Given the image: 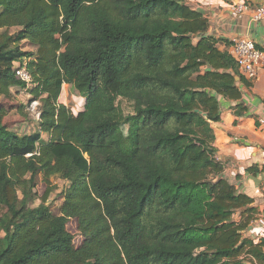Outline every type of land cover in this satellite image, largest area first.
Listing matches in <instances>:
<instances>
[{
  "label": "trees",
  "instance_id": "16d2710c",
  "mask_svg": "<svg viewBox=\"0 0 264 264\" xmlns=\"http://www.w3.org/2000/svg\"><path fill=\"white\" fill-rule=\"evenodd\" d=\"M208 31L186 0H0V97L27 87L41 103L28 135L0 108V264H264V237H245L255 199L224 178L212 128L219 98L251 83ZM64 85L86 98L75 115ZM38 175L69 183L60 215Z\"/></svg>",
  "mask_w": 264,
  "mask_h": 264
},
{
  "label": "crops",
  "instance_id": "0c3cea01",
  "mask_svg": "<svg viewBox=\"0 0 264 264\" xmlns=\"http://www.w3.org/2000/svg\"><path fill=\"white\" fill-rule=\"evenodd\" d=\"M241 2L264 4V0H186L190 8L208 20V35L218 41L219 50L230 53L235 40L248 38L264 51V25L252 22L251 13L238 12L235 5ZM250 83L249 87L241 86L240 100L219 98L221 120L212 128L217 159L225 167L224 178L240 193L255 199L253 206L258 214L245 237L259 242L264 237V69ZM252 168L257 171L250 173ZM236 215L241 219L240 213Z\"/></svg>",
  "mask_w": 264,
  "mask_h": 264
},
{
  "label": "rangeland",
  "instance_id": "374dc122",
  "mask_svg": "<svg viewBox=\"0 0 264 264\" xmlns=\"http://www.w3.org/2000/svg\"><path fill=\"white\" fill-rule=\"evenodd\" d=\"M19 31V29L14 28L9 31V34L15 35ZM19 46L22 51L27 53L37 52V48L28 42L23 41ZM26 61L30 62L31 60L27 59ZM29 89L31 88H13L11 97H0V108H4L7 111V117L4 119V123L10 130H13L20 135L35 133L39 130L40 126L39 119L32 115L28 110L33 103L32 96L29 94ZM63 90V96L60 98V103L65 105L74 115V111H76V113L82 111L86 104V98L80 96L72 86H64ZM40 107L41 103L39 102L38 109H40ZM117 107L120 114V131L125 137H128L131 132V127L126 121L128 117L134 114L133 106L127 100L120 99L117 103ZM44 139L47 141L48 137L44 135ZM36 182L37 189L35 191L38 193L39 198L43 197L48 189H51L52 193L47 205L54 214L60 215V210L64 203L62 193L70 187L69 183L58 177H53L51 178V186L48 187L43 182L42 175L36 177ZM39 198L31 199L30 206L32 208L41 205ZM240 220V217L235 215V221L239 222ZM68 230L74 235L76 245L80 246L82 238L78 232L77 222L75 220L70 221Z\"/></svg>",
  "mask_w": 264,
  "mask_h": 264
},
{
  "label": "built area",
  "instance_id": "2783aa9c",
  "mask_svg": "<svg viewBox=\"0 0 264 264\" xmlns=\"http://www.w3.org/2000/svg\"><path fill=\"white\" fill-rule=\"evenodd\" d=\"M238 12H248L252 15V22L264 25V4L253 6L248 3H238L235 5ZM230 55L236 61L240 74L249 82H254L262 69H264V51L256 43L248 38H240L233 42ZM18 77L31 85L32 78L26 68V65L17 69ZM39 102L35 101L29 107V112L37 119H40Z\"/></svg>",
  "mask_w": 264,
  "mask_h": 264
},
{
  "label": "water",
  "instance_id": "95a60500",
  "mask_svg": "<svg viewBox=\"0 0 264 264\" xmlns=\"http://www.w3.org/2000/svg\"><path fill=\"white\" fill-rule=\"evenodd\" d=\"M237 81H240V78L239 77L237 78Z\"/></svg>",
  "mask_w": 264,
  "mask_h": 264
}]
</instances>
